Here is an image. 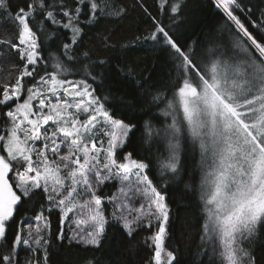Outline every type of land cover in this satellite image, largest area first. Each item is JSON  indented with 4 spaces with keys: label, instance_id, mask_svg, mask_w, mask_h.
I'll use <instances>...</instances> for the list:
<instances>
[{
    "label": "snow or ice",
    "instance_id": "6c2138e0",
    "mask_svg": "<svg viewBox=\"0 0 264 264\" xmlns=\"http://www.w3.org/2000/svg\"><path fill=\"white\" fill-rule=\"evenodd\" d=\"M210 3L212 27L191 0H0L15 36L0 50L20 62L0 84V264H52L54 242L99 250L115 225L155 228L152 264H180L174 184L199 189V264H264V0ZM131 11L150 26L114 42ZM90 34L124 55L100 58Z\"/></svg>",
    "mask_w": 264,
    "mask_h": 264
},
{
    "label": "trees",
    "instance_id": "16d2710c",
    "mask_svg": "<svg viewBox=\"0 0 264 264\" xmlns=\"http://www.w3.org/2000/svg\"><path fill=\"white\" fill-rule=\"evenodd\" d=\"M191 6L200 9L198 15L204 17L208 27H212L219 18V14L212 10L210 0H191ZM149 26V24L144 23L141 12L131 11L127 19L120 21L118 25H113L114 42L131 40L134 36L144 34V30ZM0 39L14 40V31L0 25ZM85 43L90 48L95 49L100 58H117L124 55L118 47L104 50L94 34H90ZM52 51H56L55 46H53ZM149 55H151L150 49L144 50L142 46H137V50L127 57V67L137 70L143 68L144 63H141V61ZM93 58L95 59V57ZM113 62L120 63V60L115 59ZM19 63L18 57L10 50L7 48L0 50V84L14 82V77L18 75L17 66ZM145 63L150 64L151 61L145 60ZM122 66L124 65L122 64ZM198 161V156L195 162L189 161L190 173L194 177L197 186L201 177L200 169L195 166ZM104 191L111 195L115 188L109 185ZM168 196L172 211L165 247L168 250L176 251L180 264H193L194 261L195 264H199L201 257L197 256V252L200 250V227L203 223L199 189L197 187L194 191L185 192L183 184H174L170 187ZM37 211H39V207H37ZM51 219L52 231L55 233L59 227L58 215L53 213ZM154 231L155 228L152 230L143 229L129 239L118 225L112 226L108 229L99 250L76 244L69 245L67 241H64L63 247H61L59 243L54 242L52 264H87L89 260L94 261L95 264H152L154 253L150 246L151 242L145 243V241ZM68 235H71V233H68ZM256 247H259V243L256 244ZM20 256L21 261H23L30 259L32 253L25 250L21 252ZM203 260L204 264H207V257H203Z\"/></svg>",
    "mask_w": 264,
    "mask_h": 264
}]
</instances>
